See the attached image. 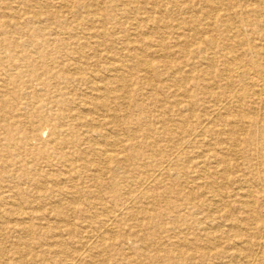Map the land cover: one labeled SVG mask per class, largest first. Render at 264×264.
Here are the masks:
<instances>
[{"label": "bare ground", "instance_id": "6f19581e", "mask_svg": "<svg viewBox=\"0 0 264 264\" xmlns=\"http://www.w3.org/2000/svg\"><path fill=\"white\" fill-rule=\"evenodd\" d=\"M7 1L0 264H264V0Z\"/></svg>", "mask_w": 264, "mask_h": 264}, {"label": "rangeland", "instance_id": "374dc122", "mask_svg": "<svg viewBox=\"0 0 264 264\" xmlns=\"http://www.w3.org/2000/svg\"><path fill=\"white\" fill-rule=\"evenodd\" d=\"M0 1H2V2H4V1H6V3H9L7 0H0ZM12 3H14V0H12ZM167 95L168 96H165V100H169L170 98H169V93H167ZM47 220H48V222L52 225V226H55L56 227V221L55 220H53V218H47ZM53 220V221H52ZM0 222H1V220H0ZM10 222V221H9ZM4 226L3 225V223L1 222L0 223V226ZM5 225H11L10 223H6ZM13 225V224H12ZM15 236H17V235H12L10 238H7V244L9 245V243H8V241H10V240H15ZM34 241L35 242H39L40 240H39V238H38V236L37 235H35V237H34ZM42 241V240H41ZM43 242H44V245L45 244H48L50 241H44L43 240ZM47 246H44V248H46ZM39 251V252H38ZM35 253L36 254H38V255H40L41 254V249H36V251H35Z\"/></svg>", "mask_w": 264, "mask_h": 264}]
</instances>
